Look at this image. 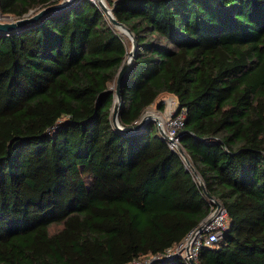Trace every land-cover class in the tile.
<instances>
[{"label": "trees", "instance_id": "16d2710c", "mask_svg": "<svg viewBox=\"0 0 264 264\" xmlns=\"http://www.w3.org/2000/svg\"><path fill=\"white\" fill-rule=\"evenodd\" d=\"M60 1L0 0V15ZM107 2L137 39L121 124L175 95L198 175L157 122L114 127L111 84L130 45L96 2L0 33V264L161 255L210 214L199 179L230 224L198 264H264V0Z\"/></svg>", "mask_w": 264, "mask_h": 264}, {"label": "water", "instance_id": "95a60500", "mask_svg": "<svg viewBox=\"0 0 264 264\" xmlns=\"http://www.w3.org/2000/svg\"><path fill=\"white\" fill-rule=\"evenodd\" d=\"M78 1H80V0H61L59 3L45 6V7L41 8L40 10L36 11L35 13L27 14L26 16H23L21 18H17L15 21H10V22L4 21L2 19V15H0V33L10 34V33L17 32L23 28H26L30 25L37 24L40 20L45 19L46 17H48L51 14L64 11L65 9L69 8L70 6L77 3ZM94 2H95V0H94ZM96 2L98 3V5L102 9V11L107 16L111 25L113 27H115L117 30H120L124 36L129 37L130 40H132L131 41V50H130L128 56L126 57V59L124 60V62L122 63V65H121V67L117 73L116 87L114 90L115 91L114 107L112 110V123H113L114 127L120 132L131 133L133 131H137V130L141 129L147 122H149L151 120L157 122L159 120V118L155 115H146L145 117H143V119L135 127H126V126H123L121 124L120 119H119V113H120V110L122 107V94H121V92H122V88H123L124 79L127 76L130 69L132 68V65H133L134 60H135V54L137 52V39H136L135 34L132 32V30L125 23L120 22L116 18L115 14H114V8L108 4L107 0H96ZM159 133H160V136L162 138H164L165 140H168V138H167L166 134L163 132V130L159 129ZM178 150H179V153L181 154V156L185 159L186 163L189 165V167H191V170L197 176L198 174H197L196 170L194 169V167L191 165V162L187 158L183 148L181 146H178ZM199 183H200V186L202 187V190L205 192V195L208 198L212 199L213 196H211L207 192L204 182L201 179H199ZM216 204L218 206H220V203L218 201L216 202ZM189 244H190V241L188 242L187 247H186L187 251L189 250ZM188 260H189L190 264H194L192 257L189 256Z\"/></svg>", "mask_w": 264, "mask_h": 264}, {"label": "built area", "instance_id": "2783aa9c", "mask_svg": "<svg viewBox=\"0 0 264 264\" xmlns=\"http://www.w3.org/2000/svg\"><path fill=\"white\" fill-rule=\"evenodd\" d=\"M174 101L175 99L173 98L166 99L165 103L168 106V116L166 118L164 116H157L159 118L157 125L158 129L163 130V132L166 134L168 138L166 143L170 149L179 153L178 146H181L182 131L185 125L186 114L184 110H179L178 100L175 104V108L173 110L171 109ZM140 121H138V123ZM214 199L208 198L212 210L207 218L198 227L193 229L175 250L169 248L165 253L161 254L164 256L163 258H161L162 256L159 254L155 256V259L151 260L152 263L156 260L175 257L182 252L184 254V258L187 259L188 264H190L188 260L189 256L192 257L194 264H198L197 261L201 248L204 246H210L219 240L222 237L224 231L228 228L227 210L219 200L216 198ZM216 200L220 203V206L216 204ZM189 241V250L187 251L186 247ZM151 261L143 263L140 260H135L129 264H150Z\"/></svg>", "mask_w": 264, "mask_h": 264}, {"label": "rangeland", "instance_id": "374dc122", "mask_svg": "<svg viewBox=\"0 0 264 264\" xmlns=\"http://www.w3.org/2000/svg\"><path fill=\"white\" fill-rule=\"evenodd\" d=\"M95 2H96V0H95ZM97 3V2H96ZM98 4V3H97ZM35 13V12H34ZM2 19L4 20V21H15L16 20V17L15 16H13V15H2ZM120 31V30H119ZM121 32V31H120ZM122 33V32H121ZM126 37V36H125ZM127 39H126V42H127V44H129L130 45V50H131V41L132 40H130V38L129 37H126ZM133 66V65H132ZM130 71H131V69H130ZM130 71L128 72V74L130 73ZM127 74V75H128ZM115 87H116V83H112L111 84V88H113L114 90H115ZM169 96H171V97H169ZM175 97V98H174ZM169 98H173V99H175V101H174V104L172 105V107H171V109L173 110L174 108H175V104H176V102H177V100H176V96L175 95H173V94H169V93H167V94H162V95H160L159 97H158V99L153 103V104H151L148 108H147V110H146V112H145V114L143 115V117H145L146 115H155V116H164L165 118L168 116V106H167V104L165 103V101H166V99H169ZM162 107V108H161ZM143 117H142V119H143ZM182 147V146H181ZM87 182H89L90 183V181H87ZM185 242V241H184ZM178 247V245L176 246V247H174V248H171L172 250H175L176 248ZM181 254H182V256H181ZM181 254H178V255H176V256H181V257H184V254L181 252ZM162 257L161 258H163L164 256L163 255H161ZM175 256V257H176ZM157 258V257H156ZM153 259H155V256H151V257H147V258H145L142 262L143 263H147V262H150L151 260H153ZM150 264H153L152 263V261H151V263Z\"/></svg>", "mask_w": 264, "mask_h": 264}, {"label": "crops", "instance_id": "0c3cea01", "mask_svg": "<svg viewBox=\"0 0 264 264\" xmlns=\"http://www.w3.org/2000/svg\"><path fill=\"white\" fill-rule=\"evenodd\" d=\"M169 97H171V96H169ZM158 99V98H157ZM184 150V149H183ZM185 152V151H184ZM186 154V153H185ZM186 156H187V154H186ZM183 158V157H182ZM188 158V157H187ZM184 159V158H183ZM189 159V158H188ZM184 161H185V159H184ZM190 161V160H189ZM191 162V161H190ZM185 163H186V161H185ZM186 165L188 166V168L189 169H191V167H189V165L186 163ZM191 165H192V163H191ZM193 166V165H192ZM195 169V168H194ZM197 172V171H196ZM195 174V173H194ZM195 177H196V174H195ZM202 188V187H201ZM227 222H228V225L230 224V221H229V216H228V219H227Z\"/></svg>", "mask_w": 264, "mask_h": 264}]
</instances>
